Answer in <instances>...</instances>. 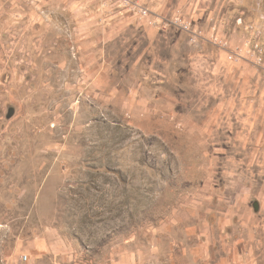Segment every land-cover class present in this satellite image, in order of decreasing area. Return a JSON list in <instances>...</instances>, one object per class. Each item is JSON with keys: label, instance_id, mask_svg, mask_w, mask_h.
Segmentation results:
<instances>
[{"label": "rangeland", "instance_id": "rangeland-1", "mask_svg": "<svg viewBox=\"0 0 264 264\" xmlns=\"http://www.w3.org/2000/svg\"><path fill=\"white\" fill-rule=\"evenodd\" d=\"M219 4L222 46L247 43L220 97L180 16L134 4L177 56L126 55L97 18L0 0V264H264V95L234 96L240 72L264 88V0Z\"/></svg>", "mask_w": 264, "mask_h": 264}, {"label": "crops", "instance_id": "crops-1", "mask_svg": "<svg viewBox=\"0 0 264 264\" xmlns=\"http://www.w3.org/2000/svg\"><path fill=\"white\" fill-rule=\"evenodd\" d=\"M125 1L48 0V5L54 7V10L65 8L76 15L97 18L98 24L89 28L91 34H96L95 37H91V43L109 41V44H112L120 40L125 44L122 54L126 55L130 54V49L141 48L140 56L146 55L147 52L155 55L162 54L168 49L171 53L173 52L175 58L177 56L178 41L175 38L178 37L180 29L172 24L162 30L159 25L149 26L140 18L135 8H132L134 4L149 7L154 13L153 18L157 24L160 22L171 23L177 16L182 17L184 21L192 23L194 31H199L200 35L202 34L201 40H198L192 49L194 52L202 51L207 55V70L209 71L210 66L212 70L208 77L210 80L209 90H216L218 97L224 95L225 89L222 85L226 80L225 70L227 67H225L226 61L223 54L226 53V50L231 54L239 50L245 51L247 43L240 40L239 43L232 42L228 48L226 43L222 46L221 42L225 39L226 31L219 20L220 0L216 2L215 0H127L130 2L128 5L125 4ZM89 11L92 12L89 14ZM181 31L188 37V34ZM141 43L144 46L141 47ZM230 63L232 62L228 64ZM241 65L243 68L248 66L252 68V65L245 61ZM234 79L240 83L239 89H235L234 96L244 102L240 103V110H243V106H247L246 98L249 97V111L254 112L257 108L258 96L264 95V88H258L257 82L255 83L256 79L251 74L240 72Z\"/></svg>", "mask_w": 264, "mask_h": 264}, {"label": "built area", "instance_id": "built-area-1", "mask_svg": "<svg viewBox=\"0 0 264 264\" xmlns=\"http://www.w3.org/2000/svg\"><path fill=\"white\" fill-rule=\"evenodd\" d=\"M248 54L252 56V58L254 59V64H260L263 65L264 64V48L260 47L257 44H253L248 50H247ZM231 56H236V53H233V55ZM234 57V61H238L239 58Z\"/></svg>", "mask_w": 264, "mask_h": 264}, {"label": "water", "instance_id": "water-1", "mask_svg": "<svg viewBox=\"0 0 264 264\" xmlns=\"http://www.w3.org/2000/svg\"><path fill=\"white\" fill-rule=\"evenodd\" d=\"M254 207H255V210H258V208H259L258 204H255Z\"/></svg>", "mask_w": 264, "mask_h": 264}]
</instances>
